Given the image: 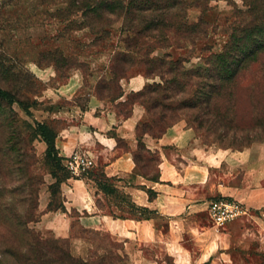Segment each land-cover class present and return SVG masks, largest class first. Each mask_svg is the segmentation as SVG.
Instances as JSON below:
<instances>
[{
  "label": "crops",
  "instance_id": "0c3cea01",
  "mask_svg": "<svg viewBox=\"0 0 264 264\" xmlns=\"http://www.w3.org/2000/svg\"><path fill=\"white\" fill-rule=\"evenodd\" d=\"M33 73L45 83L39 101L50 107L35 119L55 130L58 155L87 153L95 162L60 183L62 208L49 209L48 188L40 193L37 231L67 239L81 257L93 247L91 233L105 235L125 264H250L264 253V140L222 148L184 120L158 136L139 133L148 113L131 95L149 81L140 73L120 77L114 95L101 93L100 75L90 81L75 71L49 84L54 68ZM139 141L158 158L157 180L139 172ZM37 148L44 154L45 143ZM221 197L242 203L246 213L217 228L207 205Z\"/></svg>",
  "mask_w": 264,
  "mask_h": 264
},
{
  "label": "rangeland",
  "instance_id": "374dc122",
  "mask_svg": "<svg viewBox=\"0 0 264 264\" xmlns=\"http://www.w3.org/2000/svg\"><path fill=\"white\" fill-rule=\"evenodd\" d=\"M245 3V0H182L180 14L187 27L175 32L138 34L126 30L123 18L97 21L89 18L96 23L84 27L81 12L69 8L66 0H0V86L16 92L24 103L38 101L29 107L30 114L17 104L12 105L19 119L32 121L49 106L45 101H39L45 83L35 77L33 70L36 68L55 69L56 76L49 84L63 82L75 71L90 81L100 75L97 84L101 93L108 95L118 91L119 75L140 73L149 81L131 98L144 104L152 131L184 120L197 129L205 143L242 149L239 144L243 143L245 132H223L222 128L206 122L204 105L197 101L199 93H196L201 80L193 74L203 68L212 55L225 49L231 36L237 33L238 25L250 21ZM143 26L139 23L134 27L141 29ZM263 65L264 53L260 54L256 64L248 65L242 71L238 80L235 120L240 128L264 117V91L261 90L264 75L258 73L263 70ZM223 111V120H227ZM142 130L147 131V128ZM34 148L36 158L31 159L34 163L23 172L19 181H30L27 175L31 176L33 187L38 190L39 203L40 193L47 190L52 178L43 154L39 153L37 141H34ZM23 151L26 155L31 154L28 147ZM139 157V172L155 175L154 158L143 149L139 150ZM18 177L5 174L0 181H17ZM89 236L93 247L87 255L77 258L85 264H125V255L105 235L91 233ZM54 244L65 252L68 250L66 242ZM257 255L250 264H264V253ZM76 260L75 264H78Z\"/></svg>",
  "mask_w": 264,
  "mask_h": 264
},
{
  "label": "trees",
  "instance_id": "16d2710c",
  "mask_svg": "<svg viewBox=\"0 0 264 264\" xmlns=\"http://www.w3.org/2000/svg\"><path fill=\"white\" fill-rule=\"evenodd\" d=\"M245 1L250 21L238 25L235 28L237 33L231 36L225 49L212 55L205 66L193 74L201 80L197 84L196 93H199L197 101L204 105L206 122L222 128L223 132H245L240 148L264 139V117L254 119L243 128L235 120L238 108L235 89L238 87V80L242 71L248 65L256 64L260 60V54L264 53V0ZM66 3L69 8L81 12L84 27H89L102 18L112 17L123 18L126 30L138 34L145 31L175 32L187 27L180 14L182 0H66ZM89 18L95 21H89ZM139 23L144 26L135 29V24ZM258 73L264 75V68ZM123 76L125 74L119 75L118 79ZM261 90L264 91V85ZM14 103L30 114L29 107L38 101L34 99L31 104L24 103L16 92L0 86V178L5 174L19 176L15 179L17 181H0V264H75L76 259L78 264H85V261L71 253L67 239L45 235L50 238L47 239L33 227L39 218L38 190L34 189V181H31L29 174L27 176L30 181L19 180L23 172L33 165L31 159L36 158L34 141L45 143L43 160L49 166V173L53 178V182L47 185L51 195L49 209L63 207L59 200V186L73 175L66 168L65 160L58 155L54 142L55 130L45 121L19 119L12 107ZM221 111L227 115V120H223ZM150 126L147 119L141 122L138 126L139 133L149 132L158 136L168 124L157 132L152 131ZM143 127L147 131H141ZM26 147L30 150V155L24 153L23 148ZM229 147L238 148L231 145ZM141 149L149 153L157 163V156L147 151L140 141L135 158L140 160ZM149 178L158 179L156 174ZM153 194L149 191V197ZM63 242L67 243L66 252L54 244Z\"/></svg>",
  "mask_w": 264,
  "mask_h": 264
},
{
  "label": "built area",
  "instance_id": "2783aa9c",
  "mask_svg": "<svg viewBox=\"0 0 264 264\" xmlns=\"http://www.w3.org/2000/svg\"><path fill=\"white\" fill-rule=\"evenodd\" d=\"M94 164V159L89 154L76 151L65 160V166L73 176L82 175ZM207 211L212 224L217 228L246 213L242 203L222 197L209 201Z\"/></svg>",
  "mask_w": 264,
  "mask_h": 264
}]
</instances>
